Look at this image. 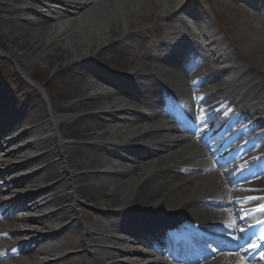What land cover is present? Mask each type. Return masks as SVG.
<instances>
[{
  "label": "bare ground",
  "instance_id": "obj_1",
  "mask_svg": "<svg viewBox=\"0 0 264 264\" xmlns=\"http://www.w3.org/2000/svg\"><path fill=\"white\" fill-rule=\"evenodd\" d=\"M87 2L88 4L94 3L93 0H86L83 7L75 6L72 14H75L78 9L85 10V12L77 20L69 22L65 21L63 16L58 17L61 12L55 8L62 5L63 0L60 2L56 0H0L2 33L11 45L10 49L14 56L19 59L20 70L22 69L24 74L27 73L26 77L32 81L33 70L48 72L50 80L55 85L53 96L46 95L47 109H38L32 115L27 114L22 108L10 107L7 100L5 101L6 98L0 96L1 117L9 111L17 115L13 124L15 127L20 125L24 129L21 138L29 141L23 145L22 150L27 148L30 151L22 159L23 164L31 169L29 175L22 174L18 178L7 181L4 185L6 191L9 193L12 189L23 190L28 184L41 186L38 194L44 195L47 190L51 191V195L43 199L44 206L36 202L29 204L28 207L24 205L23 202L26 199L33 201V194H27L14 201L11 204L12 209L6 212L5 219L14 211L20 212L21 217L12 220L17 224L32 223L45 226L47 221L26 218L23 215L27 211L36 213L41 208L49 209L53 203L61 207L60 211L52 214V217L62 216L65 221L71 219L75 222L71 213L82 215V211L86 208L101 212L104 208L116 203L118 199H123L124 195L130 193L134 185L141 182L146 174H141L142 168L136 169L131 166L127 167L128 172L118 179L105 176L104 172L110 173L109 171L118 167L106 158L101 159L99 150L104 147L100 148L99 142L136 146L142 141L154 139L156 136L149 131L163 124L162 120L152 118L151 123L139 122L137 125L121 127L106 126L104 131L103 120L113 121L119 113L130 111L135 105L122 100L104 101L99 95L102 93L101 86L93 80L84 79L82 73L85 71L81 67L84 60L89 61L94 58L115 69L119 65L121 66L119 69L124 68L126 72L139 74L141 57L132 50L137 39L135 36L142 31L143 26L148 25V29L151 28L158 10L167 14V18H171L172 12L187 9L186 0H99L90 8ZM218 3L223 6L228 19L237 24L235 41L237 43L249 41L251 51L257 48L256 53L260 55L263 60L261 62L264 63V48L257 47L255 39L248 37L252 29L251 22L249 23L248 20L260 24L255 26L258 39V30L261 29V25H264V20L258 17V13L262 11L259 5L254 0H248L247 6L253 10L252 15L242 8H231L229 11L228 5L223 0H218ZM237 10L241 12L237 13ZM188 12L192 13V9ZM121 53L131 58L124 59L119 56ZM26 57H30V60H26ZM257 66L264 69L262 65ZM72 72H74V77ZM172 83L176 88L182 89V84L177 80L172 79ZM37 87L44 90L42 86ZM263 89L264 87L260 84L256 87V91ZM262 109V106L255 108L258 113L264 110ZM142 133H144L143 137H141ZM12 144L13 141H10L2 147V153L6 152L4 159L13 158L14 152L10 151ZM33 151L35 152L32 153ZM175 153L166 156L167 162H170ZM159 163H161L160 160L155 161L154 165L158 167ZM14 168L16 169L15 166ZM6 169L11 171L10 166ZM209 179V176L200 177L198 178L199 183L197 180L190 186L178 190L171 196L173 203L179 202L181 208L195 214L194 209L197 206L188 202H194L193 200L199 196L212 194V191L222 190V185L217 182L213 184L215 185L213 189ZM179 180V183L183 181V179H177L156 182L140 190L138 194L155 197L156 203H159V196ZM197 183L201 186L198 187ZM54 190H58L55 195ZM106 194H116L117 199L113 200ZM3 205L0 203L1 207ZM204 215L206 218L212 216L213 213L205 211ZM216 217L223 218L224 214L216 215ZM12 222H6L3 227L9 228ZM87 226L90 228H86L84 240H80L75 233L67 240L72 249H78L73 254H68V257L66 256L71 264H78V262L79 264H94L93 262L98 261L92 256L93 262L89 260L81 262L80 256L77 257L78 253L85 255V248L91 241H94L93 233L101 232L100 222L97 220L89 221ZM3 227L0 225V230L6 231ZM61 235V229H59L55 233V238L59 239ZM31 244L35 242L32 241L28 245ZM16 245L15 239L10 243H4V247L0 244V260L3 258L1 254H6L9 247ZM58 246L61 249L60 244ZM67 251L71 252V249L63 250V252ZM109 253H105L106 261L113 259ZM138 258V256L135 257V260ZM99 259L104 260L103 254L99 256ZM9 260L11 259L4 263L11 264ZM31 260L34 264H39L34 262L33 258Z\"/></svg>",
  "mask_w": 264,
  "mask_h": 264
},
{
  "label": "rangeland",
  "instance_id": "obj_2",
  "mask_svg": "<svg viewBox=\"0 0 264 264\" xmlns=\"http://www.w3.org/2000/svg\"><path fill=\"white\" fill-rule=\"evenodd\" d=\"M223 24H225V23L223 22ZM227 30L229 31V29H227ZM230 31H231V33H229V34H231V37H232L233 31H232L231 27H230ZM10 46L11 45L6 40L5 34L2 33V25L0 23V49L3 52L7 53L6 58L0 57V91H4L7 93H9L12 90V89H10V86H8V81L11 79V77H14L19 82L26 85V83L23 82V79H22V75H24L23 74L24 71H22V69L20 70L21 66L18 64L19 59L16 56H14L13 51L10 49ZM26 60H30V57H26ZM28 62H30V61H28ZM25 74H27V73H25ZM31 76L39 86H42L47 90L49 97L53 96L54 90H55V85L50 80L51 78H50L48 72H45L43 70H33ZM26 86H28V85H26ZM26 86H25L26 92L31 90L30 86H28L29 88ZM30 92H32V95H31L32 99H33V96L35 94H37V98L34 97V100L37 101L35 103H37L38 106L41 104L42 106H45L47 108V103L44 102V100H43L44 96L42 97L40 95L41 94L40 91L33 89ZM42 106H40V107H42Z\"/></svg>",
  "mask_w": 264,
  "mask_h": 264
},
{
  "label": "snow or ice",
  "instance_id": "obj_3",
  "mask_svg": "<svg viewBox=\"0 0 264 264\" xmlns=\"http://www.w3.org/2000/svg\"><path fill=\"white\" fill-rule=\"evenodd\" d=\"M196 105H193V108H195ZM200 111H204V109L201 107ZM225 115H227V113H225ZM176 118L180 121H182L184 123V127L185 130H190L192 136H197V134L199 133V139L203 140L204 139V134L207 132L211 131V127L209 126V120L204 119L203 117H201L200 115H192L189 116L188 114H186L183 110H179L176 112ZM214 139L210 138V141L208 144H206L205 146L208 147L209 151L213 154H215L216 151H218L217 148L212 146L211 140ZM257 162H259L260 160H264V157H255L254 158ZM217 164H219V161H217ZM227 165H225L226 167ZM232 171H235V169H232ZM225 175H229L230 173H224ZM259 212H264V204H261L259 206V208L256 209ZM260 223H264V221H260ZM205 248L215 252L216 249H212L211 248V242L210 241H205ZM260 257L261 259H264V252L260 253ZM241 264H243V259H241Z\"/></svg>",
  "mask_w": 264,
  "mask_h": 264
}]
</instances>
